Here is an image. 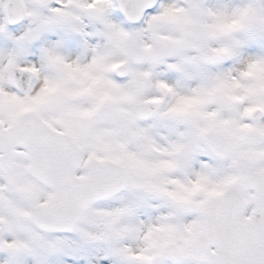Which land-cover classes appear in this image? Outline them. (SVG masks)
Wrapping results in <instances>:
<instances>
[{"label":"snow or ice","instance_id":"6c2138e0","mask_svg":"<svg viewBox=\"0 0 264 264\" xmlns=\"http://www.w3.org/2000/svg\"><path fill=\"white\" fill-rule=\"evenodd\" d=\"M0 264H264V0H0Z\"/></svg>","mask_w":264,"mask_h":264}]
</instances>
